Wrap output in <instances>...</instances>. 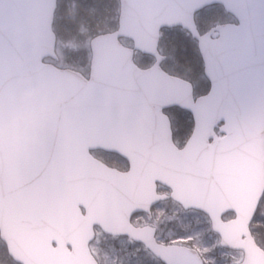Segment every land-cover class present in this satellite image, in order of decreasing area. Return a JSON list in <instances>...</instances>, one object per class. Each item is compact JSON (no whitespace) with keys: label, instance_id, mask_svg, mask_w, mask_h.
<instances>
[{"label":"water","instance_id":"95a60500","mask_svg":"<svg viewBox=\"0 0 264 264\" xmlns=\"http://www.w3.org/2000/svg\"><path fill=\"white\" fill-rule=\"evenodd\" d=\"M172 1L122 0L121 29L92 41L93 72L86 81L78 73L42 64L45 57H55L52 25L57 0H0V229L16 261L96 264L88 250L92 235L83 237L76 248L72 244L73 254L65 251L64 256H56L48 236L39 234V230H50L48 219L57 205L70 203L71 211L80 205L99 215L91 225L99 224L109 234L133 236L166 264H203L196 251L161 247L155 242L154 230L131 225L134 213L149 211L165 199L157 195L159 182L173 189L172 197L185 209L207 213L222 245L244 248L247 262L256 259L261 264L249 226L264 193V94L258 99L247 95L238 103L235 116L227 113L230 105L220 109V101L210 96L195 102L192 86L182 80L167 82L176 100L167 95L160 105L155 102L151 107L141 100L131 103L117 98L116 92L126 93L118 86L120 82L114 85L116 89L107 88L110 81L100 80L98 63L133 62V52L118 43L119 37H133L137 48L155 55L159 62L164 59L157 52L160 26L182 24L193 29L192 17L204 1L159 4ZM209 1L239 4L237 0ZM155 12L158 26L151 33L148 21ZM245 21L243 31L249 42L242 52L247 55L246 68L254 70V75L244 82L230 81L229 86L238 89L241 83L247 87L253 83L262 89L264 48L251 49L254 42L249 37V21ZM150 22L154 25L153 19ZM194 36H198L195 30ZM199 39L208 72L207 37ZM118 101L126 102L120 106L127 110L125 114H98L104 105ZM173 104L190 111L195 121L194 133L183 150L174 145L169 118L163 115V109ZM98 119H104V128L98 127ZM221 121L226 123L222 131L228 136L208 153L209 137ZM96 149L120 153L130 161L131 172L104 173L90 155ZM238 181L241 188L233 189ZM231 210L237 218L228 224L222 216ZM234 228L247 236L252 248L230 242Z\"/></svg>","mask_w":264,"mask_h":264},{"label":"rangeland","instance_id":"374dc122","mask_svg":"<svg viewBox=\"0 0 264 264\" xmlns=\"http://www.w3.org/2000/svg\"><path fill=\"white\" fill-rule=\"evenodd\" d=\"M60 0L58 12L55 18L54 30L58 35L57 51L59 60L51 61L59 66L64 65L76 69H88V60H91L89 42L93 36L111 32L117 28L118 24V0ZM77 5H76V4ZM94 8L97 10L95 11ZM107 11V15L105 12ZM93 14L96 15L93 17ZM224 14L219 9L204 11L198 15V21L203 24L223 18ZM218 19V20H214ZM225 22V20L223 21ZM86 24V26H85ZM81 25V26H80ZM198 25H200L198 23ZM84 29V32L80 29ZM206 26L202 31L206 30ZM164 31L162 40H166L162 45V53L168 56L169 67L190 81L194 82L196 95H202L206 89V81L202 74L197 47L194 46L190 36L181 29ZM175 36L171 39L172 35ZM90 36V37H89ZM169 38L171 39L170 41ZM190 38V39H189ZM63 47V49H62ZM197 51H196V50ZM65 51V52H64ZM197 52V53H196ZM199 57V58H198ZM170 58V60H169ZM174 119V128L181 135L176 139L178 145L182 144L183 138L192 126V120L187 114L180 111L171 114ZM182 132V133H181ZM176 135V131H175ZM179 137V136H178ZM103 160L114 161V165L120 167L122 164L115 158H104ZM261 212L257 216L252 230L260 237H264V203ZM153 225L158 230V240L167 243L184 244L200 251L208 264H232L238 262L241 257L229 252H224L219 247L217 235L211 229L210 222L203 214L197 212H185L181 208L164 205L154 212ZM149 220L145 216L136 215L133 223L137 226L147 224ZM264 240L261 239V243ZM102 264H161L141 245H137L128 238L108 239L99 235V240L94 247ZM235 255V256H234ZM150 257V258H148ZM148 259V260H146ZM242 260V259H241ZM0 264H15L7 254L4 244L0 241Z\"/></svg>","mask_w":264,"mask_h":264},{"label":"flooded vegetation","instance_id":"af4514ba","mask_svg":"<svg viewBox=\"0 0 264 264\" xmlns=\"http://www.w3.org/2000/svg\"><path fill=\"white\" fill-rule=\"evenodd\" d=\"M214 37H217V36H214ZM154 61L153 60H150V61H146V60H141V61H138L137 62V65H138V67H140V68H142V69H148V68H150V67H152L153 65H154ZM209 88H210V85H209ZM101 155H103V156H106V157H108V158H115V159H117L119 162H121L122 164H120L121 166V168L120 169H122V170H127V165H126V163L120 158V157H118V156H116V155H114V154H110V153H106V152H102V151H100L99 152ZM112 164H114V161L113 160H111L110 161ZM263 240H264V237H261ZM264 245V244H263ZM263 245H261L263 248H264V246ZM229 253H232V254H236V255H238V256H240L241 257V259L238 261V262H235V260H234V262L232 263V264H238V263H240V262H242L243 260H244V254L242 253V252H234V251H228ZM235 256V255H234Z\"/></svg>","mask_w":264,"mask_h":264},{"label":"bare ground","instance_id":"6f19581e","mask_svg":"<svg viewBox=\"0 0 264 264\" xmlns=\"http://www.w3.org/2000/svg\"><path fill=\"white\" fill-rule=\"evenodd\" d=\"M93 1V0H92ZM92 1H91V3H92ZM94 10L96 11L97 9L96 8H94ZM108 13H107V11L105 12V15H107ZM96 15H94L93 14V17H95ZM81 26V25H80ZM85 26H86V24H85ZM80 31H82V32H84L85 33V30L84 29H80ZM86 35H88L87 33H85ZM167 113H169V112H171V109L170 108H165L164 109ZM174 109H172V111H173Z\"/></svg>","mask_w":264,"mask_h":264}]
</instances>
